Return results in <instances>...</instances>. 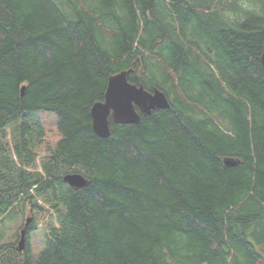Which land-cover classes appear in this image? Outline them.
I'll list each match as a JSON object with an SVG mask.
<instances>
[{
  "label": "trees",
  "instance_id": "trees-1",
  "mask_svg": "<svg viewBox=\"0 0 264 264\" xmlns=\"http://www.w3.org/2000/svg\"><path fill=\"white\" fill-rule=\"evenodd\" d=\"M263 5L0 0V224L23 205L51 221L37 258L31 222L0 264H264ZM132 67L169 108L99 138L90 108Z\"/></svg>",
  "mask_w": 264,
  "mask_h": 264
},
{
  "label": "water",
  "instance_id": "water-1",
  "mask_svg": "<svg viewBox=\"0 0 264 264\" xmlns=\"http://www.w3.org/2000/svg\"><path fill=\"white\" fill-rule=\"evenodd\" d=\"M259 62L264 72V41ZM133 70L134 68L132 67L128 71H121L109 77L103 102L95 103L91 107V128L93 133L99 138L105 139L109 137L108 118L114 124L137 125L140 121V114L149 116L154 110H166L169 108V102L162 92L155 89L152 93H149L142 86L136 87L128 83L127 77ZM24 91V87L21 88V97ZM224 164L227 167H232L235 162L225 160ZM63 180L75 189L83 188L86 185V180L78 174L67 175ZM29 221L30 219L27 218L25 227H27ZM24 248L25 229H22L17 250L21 252Z\"/></svg>",
  "mask_w": 264,
  "mask_h": 264
},
{
  "label": "rangeland",
  "instance_id": "rangeland-1",
  "mask_svg": "<svg viewBox=\"0 0 264 264\" xmlns=\"http://www.w3.org/2000/svg\"><path fill=\"white\" fill-rule=\"evenodd\" d=\"M39 121L44 126L46 135L45 139H47L50 145H53L58 140L53 116L41 115ZM38 204L46 208L43 203L41 204L39 202ZM20 210H22L23 215L20 213ZM16 211H19V213H15ZM49 216L50 214L35 215L26 205L15 209L14 212H12L10 216L6 217L0 224V241L3 244L15 243L17 247L20 238L19 231L23 227L25 219L29 217L31 219L30 222H34L36 224V229L34 233H28V247L33 258H37L45 247L44 242L48 236L47 225L51 222L49 221Z\"/></svg>",
  "mask_w": 264,
  "mask_h": 264
},
{
  "label": "clouds",
  "instance_id": "clouds-1",
  "mask_svg": "<svg viewBox=\"0 0 264 264\" xmlns=\"http://www.w3.org/2000/svg\"><path fill=\"white\" fill-rule=\"evenodd\" d=\"M242 8H244L245 10H257V9H254L252 5L248 4V3H242ZM242 19V17H241Z\"/></svg>",
  "mask_w": 264,
  "mask_h": 264
},
{
  "label": "bare ground",
  "instance_id": "bare-ground-1",
  "mask_svg": "<svg viewBox=\"0 0 264 264\" xmlns=\"http://www.w3.org/2000/svg\"><path fill=\"white\" fill-rule=\"evenodd\" d=\"M130 84H131V83H130ZM155 89H156V88H155ZM155 89H154V90H155ZM156 90H157V89H156ZM161 92H162V91H161ZM162 93H163V92H162ZM165 96H166V95H165ZM167 99H168V98H167ZM75 174H76V173H74V174H73V173H69V174H66L65 176H67V175H75ZM78 175H80V174H78ZM65 176H64V177H65ZM81 176H82V175H81ZM64 177H63V179H64ZM83 178H84V177H83ZM84 179H85V178H84ZM63 181H64V180H63Z\"/></svg>",
  "mask_w": 264,
  "mask_h": 264
},
{
  "label": "flooded vegetation",
  "instance_id": "flooded-vegetation-1",
  "mask_svg": "<svg viewBox=\"0 0 264 264\" xmlns=\"http://www.w3.org/2000/svg\"><path fill=\"white\" fill-rule=\"evenodd\" d=\"M30 223H31V222L29 221V224H30ZM27 227H28V226H27ZM27 227H26V229H27ZM22 228H23V227H22ZM22 228H21V229H22ZM21 229H20V230H21ZM26 233H27V231H25V234H26ZM27 238H28V237H27Z\"/></svg>",
  "mask_w": 264,
  "mask_h": 264
}]
</instances>
